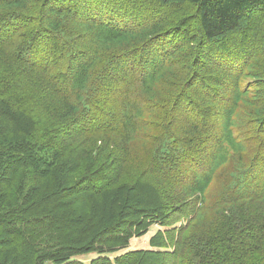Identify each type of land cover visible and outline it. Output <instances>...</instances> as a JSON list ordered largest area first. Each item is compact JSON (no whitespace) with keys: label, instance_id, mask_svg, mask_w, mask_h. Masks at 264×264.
<instances>
[{"label":"trees","instance_id":"trees-1","mask_svg":"<svg viewBox=\"0 0 264 264\" xmlns=\"http://www.w3.org/2000/svg\"><path fill=\"white\" fill-rule=\"evenodd\" d=\"M0 264H264V0H0Z\"/></svg>","mask_w":264,"mask_h":264},{"label":"rangeland","instance_id":"rangeland-1","mask_svg":"<svg viewBox=\"0 0 264 264\" xmlns=\"http://www.w3.org/2000/svg\"><path fill=\"white\" fill-rule=\"evenodd\" d=\"M110 4H112L115 8V3L113 2H109ZM173 20H177L176 18L173 17ZM12 86V85H10ZM9 88H14L17 85H13L12 87ZM18 95L20 96H24L23 93H19ZM34 119L36 120V123L38 122L39 124L45 126L48 129H55L56 126L58 125V123L56 121H54L52 118H48L44 113H42L39 110V113L34 116ZM167 221V220H166ZM182 222V219L177 220L176 223L179 224ZM180 225V224H179ZM166 227L157 223H150L146 229L137 232L136 234H134L130 239H129V245L127 246V248L125 249H120L117 250L114 253H110V257H113L116 254H120L128 249H140V248H153V246L149 245V241L153 239L154 235L157 233V231L159 229H165ZM187 228L184 230L186 231ZM185 237L184 232H182V237ZM161 244V243H160ZM171 246V245H170ZM172 247V246H171ZM95 254L94 253H88V254H80L77 257L79 259H81L82 261H84L85 263H87L92 257H94Z\"/></svg>","mask_w":264,"mask_h":264}]
</instances>
